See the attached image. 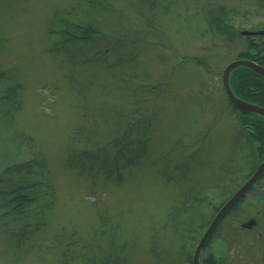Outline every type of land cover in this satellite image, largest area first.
I'll use <instances>...</instances> for the list:
<instances>
[{
	"label": "rangeland",
	"instance_id": "374dc122",
	"mask_svg": "<svg viewBox=\"0 0 264 264\" xmlns=\"http://www.w3.org/2000/svg\"><path fill=\"white\" fill-rule=\"evenodd\" d=\"M109 1L106 16L90 17L108 38L52 46L54 39L46 34L50 15L56 9H82L83 0H0V36L6 39L2 67L24 84L14 124L0 126V170L13 159L22 161L30 155L23 145L17 152L18 143L10 138L16 131L29 132L36 149L45 155L56 188L49 219L33 237L36 247L24 250L15 261L7 236L0 235V264L52 262L44 250L63 235L62 230L89 231L103 207L124 215L123 253L128 264H157L150 250L158 241L157 229L149 230V225L157 219L154 225L159 226L165 212L174 214L176 209L174 217L183 221L177 224L184 235L182 252L192 259L206 205L211 211L215 199L227 193L218 186L206 193L205 201L202 198V178L212 169L236 166L240 153L236 140L245 135L228 103L222 72L247 50L249 36L240 32L264 28V0H172L167 8L161 0ZM217 5L236 8L235 14L222 16L227 27L223 34L207 31L205 11ZM119 58L124 64L128 59L122 74L111 66ZM104 60L112 69L107 74L94 71L92 62ZM129 71L135 92L128 84L115 86ZM76 104L84 106L88 128L98 121L99 113L109 116L116 110L133 120L145 118L136 123L138 127L124 129V144L132 151L144 150L138 152V165H129L128 171L116 176L111 141L116 137L86 138L87 126L76 135L82 114ZM103 144L111 151L95 152ZM246 145L240 139L239 164L244 167L252 160ZM68 154L80 156L71 159ZM169 176L179 181H165ZM190 187L197 190L178 195L179 189ZM190 201L191 208L183 210ZM170 253L167 256L174 263L189 264L184 254L180 258L177 252Z\"/></svg>",
	"mask_w": 264,
	"mask_h": 264
},
{
	"label": "trees",
	"instance_id": "16d2710c",
	"mask_svg": "<svg viewBox=\"0 0 264 264\" xmlns=\"http://www.w3.org/2000/svg\"><path fill=\"white\" fill-rule=\"evenodd\" d=\"M149 1L151 4L154 2V0ZM170 1L172 0L165 3L164 0H161L165 8L169 7ZM83 2L85 3L84 8L80 9L78 7L76 8L77 11L72 9L74 13L77 12L76 14L72 11L56 9L50 15L47 20L46 34L49 39H54L50 43L52 46L59 43L66 45L73 42L108 38L93 24L90 17L93 14L97 15V13L106 16L111 10L110 5H108L111 2L109 0H83ZM206 8L208 9V7ZM235 13V7L231 10L222 5L210 7L205 11L207 31L223 34L227 31V27L225 26V18L222 16L225 14L228 17ZM217 15L221 16L218 18ZM251 43V40H248L247 50L240 53L239 58L254 61L264 67V49L261 48L257 53H252L251 49H254L255 46ZM5 45L6 39L0 36V126L14 124L21 108L24 92V84L17 75L9 74L8 70L2 67L1 52ZM128 59L132 58L129 57ZM127 60L124 64V61L119 58L111 66L116 68L119 74H122L126 69ZM92 63L94 71L101 70L104 74H107V70L112 69L106 60ZM123 76L124 78L122 77L116 82L115 86L117 88H126L122 86L131 84V72H126ZM229 85L236 97L264 107V78L252 69L242 66L232 70L229 75ZM72 87L75 89V85L70 84V88ZM131 88L135 92L134 85ZM228 103L241 127L246 129L244 130L245 134L251 140L257 141L256 152L252 156L254 158L250 161L252 167H255L264 157V117L255 112L242 113L230 101ZM76 106L79 114L80 111L82 113L80 114L81 122L74 130L76 135L83 133L85 126H87L86 138L99 134L100 136L103 135L102 140L109 141L110 137H116L111 140L113 143L112 149L115 153L112 159V167L115 172H118L116 176L128 171L129 165H138L135 160L141 149L139 150L138 147V150H130L129 145L124 144V137L126 132L135 125L138 127V124H136L138 121L142 122L145 118L139 116V119L133 120V116L125 117L123 112L116 110L109 116H103L102 113H99L98 121H93L88 128L87 124L90 120L88 114L83 111L84 106L80 104H76ZM101 111L100 109L99 112ZM85 118L86 120H83ZM121 118L127 123L126 126H124L123 120H120ZM121 129H123L122 132ZM111 132H113L112 136L109 134ZM11 136V140L18 143L16 144V150L23 145L31 152L26 159L20 161L15 158L11 163L3 165L0 170V235L7 236L9 244L14 249L15 256L13 259L18 261L24 256V250L36 247L33 237L42 231L49 219L48 212L55 204L56 188L51 179L47 161L44 158L45 155L42 154L41 150L36 149L37 143L29 135V132L16 131ZM71 139L72 136H70V141ZM97 151L109 153L111 149L103 144L95 148V152ZM69 156H71V159L74 157L73 154H68V158ZM79 156L77 155L74 158H79ZM164 179L165 181L171 179L179 181V179L170 176ZM179 190L178 195L183 196L184 192L191 193L192 190L197 189L190 187L189 191H186V189ZM191 206L190 201L189 204L184 206L183 210L191 208ZM173 213L175 215L172 212H165V216H168L160 218L159 226L154 225L157 224V219H152L148 228L149 230L151 227L157 229L154 234L158 236V241L154 240L150 249L154 259L157 258V264H176L171 260L172 257L167 256L170 252V255L177 252L176 254L180 258L184 254L182 249L185 244L181 240L183 234L177 226L178 223L182 225L183 221H178L177 217H174L178 214L177 209ZM170 215L171 217H169ZM123 222L124 215L119 209L110 212L107 207H103L98 212L96 226H89V231L77 230L76 227L69 232L66 231L67 229L62 230L63 235L55 240L50 249L44 250L47 253H45L46 255L51 256L50 260L52 261L45 264H128L127 256L123 253L127 247L126 240L122 236L121 226ZM185 228L186 226L183 225L182 229L185 230ZM184 255L186 256V262L192 264L188 254Z\"/></svg>",
	"mask_w": 264,
	"mask_h": 264
},
{
	"label": "flooded vegetation",
	"instance_id": "af4514ba",
	"mask_svg": "<svg viewBox=\"0 0 264 264\" xmlns=\"http://www.w3.org/2000/svg\"><path fill=\"white\" fill-rule=\"evenodd\" d=\"M248 30L263 31L262 34L247 35L251 44L255 46L251 52L257 53L261 48L264 49V28L254 27ZM244 130L246 129H243L245 134ZM240 139L243 141V146L248 142L246 146H248L249 158H254L252 156L256 152L257 141L251 140L245 134L236 140V147L240 151L236 154V166L212 169L202 178L203 201H205L206 193L218 186H224L227 193L215 199L216 202L212 204L211 211L206 205L205 213L201 218L202 231L199 239L224 203L248 181L264 159L263 157L255 167H252L250 161L247 166H240L242 157ZM197 183L198 181H195V185ZM190 232L192 233V229ZM190 239H192L191 236ZM197 243L193 246L194 248ZM198 261L200 264H264V170L216 222L200 249Z\"/></svg>",
	"mask_w": 264,
	"mask_h": 264
},
{
	"label": "water",
	"instance_id": "95a60500",
	"mask_svg": "<svg viewBox=\"0 0 264 264\" xmlns=\"http://www.w3.org/2000/svg\"><path fill=\"white\" fill-rule=\"evenodd\" d=\"M263 31H249L244 30L241 32L243 35H256V34H262ZM248 67L252 69L257 74L261 75L264 78V67L258 65L254 61L248 60V59H236L231 61L227 66L223 69L222 72V86L224 89V92L230 101V103L240 112L242 113H251L255 112L264 117V108L260 107L258 105L246 102L244 100L239 99L236 97L229 85V75L232 70L238 67ZM264 170V159L260 162L258 165L256 171L254 174L248 179V181L243 184L220 208V210L217 212L215 217L210 222L207 229L204 231L202 236L200 237L197 245L194 248L193 255H192V264H200L198 261V255L200 252L201 247L203 246L205 240L207 239L209 233L211 232L212 228L216 224V222L220 219V217L236 202V200L252 185V183L258 178V176L263 172Z\"/></svg>",
	"mask_w": 264,
	"mask_h": 264
}]
</instances>
